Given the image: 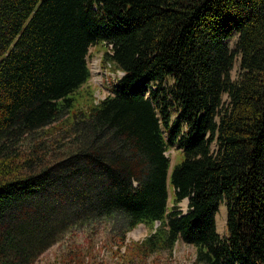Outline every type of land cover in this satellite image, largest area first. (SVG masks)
I'll list each match as a JSON object with an SVG mask.
<instances>
[{
	"label": "trees",
	"instance_id": "1",
	"mask_svg": "<svg viewBox=\"0 0 264 264\" xmlns=\"http://www.w3.org/2000/svg\"><path fill=\"white\" fill-rule=\"evenodd\" d=\"M97 44L122 75L95 102L80 89ZM99 225L113 264L179 240L195 263L264 264V0H0V264L78 230L88 252ZM91 257L57 264H108Z\"/></svg>",
	"mask_w": 264,
	"mask_h": 264
},
{
	"label": "rangeland",
	"instance_id": "2",
	"mask_svg": "<svg viewBox=\"0 0 264 264\" xmlns=\"http://www.w3.org/2000/svg\"><path fill=\"white\" fill-rule=\"evenodd\" d=\"M230 45L234 48V40L230 41ZM105 48L100 45H93L89 49L88 56V66L90 68L91 76L86 84H84L80 91L86 92L91 90L93 92L94 101L97 102L99 99L104 98V96L110 93V87L113 83V79L116 76H121L122 72L120 71H111L110 69L105 68L102 63L101 56L104 52ZM232 79L238 78L239 74V61L238 55L235 57L233 68L230 72ZM87 96V94H85ZM222 100L224 103L227 102V95L223 94ZM68 117H62L59 121L54 122V125L58 127L63 126V122L66 121ZM50 131H54L55 128L48 127ZM48 139L52 140V136L48 135ZM213 150L216 149L215 144H212ZM166 154L170 157V165L171 167L179 163L184 155L181 150L176 149V146L169 148L166 151ZM171 201H169V206L171 205ZM179 209L185 212L188 208V199L184 198L178 203ZM225 205L221 204L219 206L218 212L216 214V228L217 232L220 235H225ZM158 223H156L157 225ZM96 233L93 236V240L90 245L92 246L91 252H87L88 246V230H78L75 233L69 234L65 236L61 241L52 245L49 249H47L33 264H54L58 261H61L64 253H66L72 247L79 250L81 252V256L85 261L91 262L95 260V258L91 256L97 257L99 260L103 259L108 264H113L115 260V255L111 253V251L105 250V246L102 244V241L105 238V234L107 230L103 228V225L97 226L95 229ZM149 232V228L146 227L143 223H139L133 230L127 233L126 241L141 239ZM93 249V250H92ZM124 246L122 247V250ZM59 259V260H57ZM152 262V264H201L195 263V247L191 244L185 243L183 240H179L172 252V255L169 258L165 256V254H160L157 256H152L148 259L147 264Z\"/></svg>",
	"mask_w": 264,
	"mask_h": 264
}]
</instances>
